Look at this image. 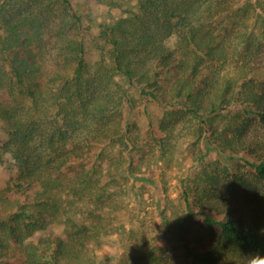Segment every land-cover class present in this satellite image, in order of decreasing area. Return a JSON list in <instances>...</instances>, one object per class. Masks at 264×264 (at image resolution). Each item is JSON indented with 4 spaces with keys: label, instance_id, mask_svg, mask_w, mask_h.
Returning <instances> with one entry per match:
<instances>
[{
    "label": "trees",
    "instance_id": "obj_1",
    "mask_svg": "<svg viewBox=\"0 0 264 264\" xmlns=\"http://www.w3.org/2000/svg\"><path fill=\"white\" fill-rule=\"evenodd\" d=\"M236 1L138 0L122 15L119 0H0V264H105L114 235L131 240L136 264H171L168 243L188 264L264 253L250 176L233 172L251 204L210 198L212 152L264 183V144L247 137L264 124V0L232 21L245 27L238 41L223 24ZM184 142L202 171L183 187L184 213L161 209L149 236L129 199L164 188ZM198 217L216 237L193 231Z\"/></svg>",
    "mask_w": 264,
    "mask_h": 264
},
{
    "label": "rangeland",
    "instance_id": "obj_2",
    "mask_svg": "<svg viewBox=\"0 0 264 264\" xmlns=\"http://www.w3.org/2000/svg\"><path fill=\"white\" fill-rule=\"evenodd\" d=\"M122 3L123 13L122 15L130 14L133 11L137 10V1L138 0H119ZM250 0H240L236 2H231L228 4L229 10L225 13L226 20L223 24L226 27L231 28V32L234 36V40L238 41L240 38V31H243L245 28L243 25H236L232 23L233 20L237 19L243 15V9L241 7L248 4L249 10L253 9V5L250 4ZM252 1V0H251ZM92 19H91V18ZM86 16L83 17V23H88L92 21L93 23L98 22H109L111 18L106 16ZM228 17V18H227ZM91 19V20H90ZM174 37L170 38V43L172 44ZM264 57V56H263ZM262 57V59H263ZM118 78V77H117ZM122 81V78H118ZM138 105L141 106V99L137 96ZM248 139L256 143L264 144V124L259 123L258 121L253 122L247 130ZM226 169H224V165ZM207 171L216 169L218 177L220 180L219 187H213L211 192V197L214 198L217 196V193H221L224 196L234 198L236 202L242 204H251L250 198L241 187L237 181L233 179V172H246L251 180L256 184L257 189L262 193L263 197L261 198L264 206V183L258 181L255 176L252 174V169L244 164L240 159L238 160H227L224 161L219 155L215 152L210 153L207 158ZM158 169H155V175L158 177ZM236 170V171H235ZM201 166L195 164L192 160L190 145L188 142H184L181 145V151L179 156L175 161L174 165L170 169L165 170V177H163L164 188L160 186V181L156 180L157 184H147L140 187L138 190L141 192L140 197L131 196L129 199L128 207L131 208L130 212L134 217H139L143 226L136 224L138 228L145 230L147 235L153 236V234H158L159 230L161 231V220H160V210H164L167 213L168 218L173 219L177 215H182L184 213V206L182 203V190L184 186L194 185L191 181L195 177L196 173H201ZM155 177V178H156ZM165 181V182H164ZM140 181L136 183V186L139 187ZM196 185V190L201 192V188ZM165 189V192L164 190ZM249 202V203H247ZM202 220L198 217L195 219L193 225L194 232H200L206 237H216L217 232L215 230H210L201 226ZM150 243L162 244L165 243L164 239L161 236H157L155 239H148ZM131 245V240L127 238H122L120 235H114L108 243H105L99 250L101 255H106L107 260L105 264H136L132 261L129 255V247ZM171 253L169 254V260L171 264H188L187 259L184 255V252L181 249L172 248L169 243L167 244ZM241 261L244 262V257L246 253L240 254ZM142 264H146L142 262Z\"/></svg>",
    "mask_w": 264,
    "mask_h": 264
},
{
    "label": "clouds",
    "instance_id": "obj_3",
    "mask_svg": "<svg viewBox=\"0 0 264 264\" xmlns=\"http://www.w3.org/2000/svg\"><path fill=\"white\" fill-rule=\"evenodd\" d=\"M244 264H264V253L259 251L249 253L244 257Z\"/></svg>",
    "mask_w": 264,
    "mask_h": 264
}]
</instances>
